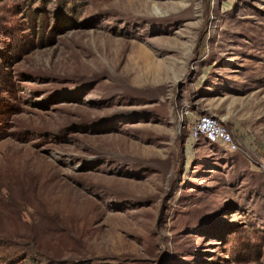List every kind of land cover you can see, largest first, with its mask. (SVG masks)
Returning <instances> with one entry per match:
<instances>
[{
  "label": "rangeland",
  "instance_id": "1",
  "mask_svg": "<svg viewBox=\"0 0 264 264\" xmlns=\"http://www.w3.org/2000/svg\"><path fill=\"white\" fill-rule=\"evenodd\" d=\"M263 159L264 0H0V264H264Z\"/></svg>",
  "mask_w": 264,
  "mask_h": 264
},
{
  "label": "built area",
  "instance_id": "2",
  "mask_svg": "<svg viewBox=\"0 0 264 264\" xmlns=\"http://www.w3.org/2000/svg\"><path fill=\"white\" fill-rule=\"evenodd\" d=\"M189 137L193 142L204 140L208 144L224 147L229 152L238 150V145L227 126L212 115L203 114L189 130ZM264 171V159L262 161Z\"/></svg>",
  "mask_w": 264,
  "mask_h": 264
}]
</instances>
